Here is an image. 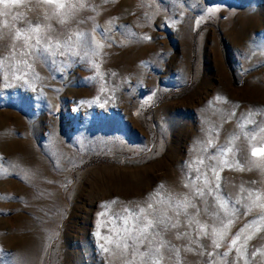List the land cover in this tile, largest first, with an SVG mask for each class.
Instances as JSON below:
<instances>
[{
  "label": "rangeland",
  "instance_id": "obj_1",
  "mask_svg": "<svg viewBox=\"0 0 264 264\" xmlns=\"http://www.w3.org/2000/svg\"><path fill=\"white\" fill-rule=\"evenodd\" d=\"M0 12V264H264V0Z\"/></svg>",
  "mask_w": 264,
  "mask_h": 264
},
{
  "label": "snow or ice",
  "instance_id": "obj_2",
  "mask_svg": "<svg viewBox=\"0 0 264 264\" xmlns=\"http://www.w3.org/2000/svg\"><path fill=\"white\" fill-rule=\"evenodd\" d=\"M43 2L47 3V4H53V3L56 2V0H43ZM17 3H18V0H0V4H3L5 7H8L10 4H17ZM64 8H65V4L64 3H57L56 4L57 14L61 16V19H60L61 23H64L65 20L67 19L66 14L59 13V9H64ZM0 15H4V13L0 12ZM31 32L37 34L36 43L40 44V41H41V37L39 36V33L41 32L40 25H36L35 27H33L31 29ZM16 38L17 39L22 38V34L17 32L16 33ZM24 38L27 39L29 37H24ZM253 155H255V156L264 155V148H260L258 150H254L253 151ZM149 208H151V205H149ZM141 211L143 212V210H141ZM135 219L137 221H140L141 217H135ZM143 219L146 220V223L144 224L143 227H141L139 223H137L136 226H135V231L137 233H139L141 236L146 235L150 228L155 227V224H154L153 220H148L146 216L143 217ZM157 223H162V221H157ZM125 224H128V220H125ZM125 232L131 234L133 232V229L132 228H125ZM234 243H235V241H233V244ZM120 246H121L120 244H117V247H120ZM123 246L124 247L128 246L126 240H125ZM156 264H158V261L156 262Z\"/></svg>",
  "mask_w": 264,
  "mask_h": 264
},
{
  "label": "bare ground",
  "instance_id": "obj_3",
  "mask_svg": "<svg viewBox=\"0 0 264 264\" xmlns=\"http://www.w3.org/2000/svg\"><path fill=\"white\" fill-rule=\"evenodd\" d=\"M258 148H259V147H258ZM258 148H257V149H258Z\"/></svg>",
  "mask_w": 264,
  "mask_h": 264
}]
</instances>
